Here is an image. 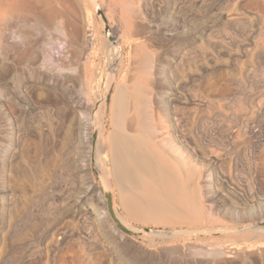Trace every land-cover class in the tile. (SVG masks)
I'll return each instance as SVG.
<instances>
[{"label": "rangeland", "instance_id": "374dc122", "mask_svg": "<svg viewBox=\"0 0 264 264\" xmlns=\"http://www.w3.org/2000/svg\"><path fill=\"white\" fill-rule=\"evenodd\" d=\"M99 1L118 43L91 0H15L0 24V264H264V0ZM129 10L137 19L130 40L116 30ZM139 48L149 60L143 69ZM108 72L105 149L117 94L135 75L171 139L187 143L204 169L201 216L156 223L128 211L108 152L98 158L86 142ZM99 173L123 222L164 231L115 230ZM216 174L240 192L227 204L214 193L228 188ZM249 191L255 209L244 212ZM221 227L237 230L165 231Z\"/></svg>", "mask_w": 264, "mask_h": 264}, {"label": "bare ground", "instance_id": "6f19581e", "mask_svg": "<svg viewBox=\"0 0 264 264\" xmlns=\"http://www.w3.org/2000/svg\"><path fill=\"white\" fill-rule=\"evenodd\" d=\"M44 4L48 6L50 2L45 1ZM16 5L18 7L20 4L16 2ZM12 8H15V0H0V24L9 16ZM135 14L132 10H129L128 15L123 13L118 15L120 25L116 27V30L125 35V39L130 40L132 38L131 35H128L127 29L137 20H134ZM111 46L118 53L117 47L114 44ZM140 53L142 58L139 59L138 68L143 69L149 64V60L142 49ZM133 77L135 75L130 76V83L126 85L124 83L125 86L121 85L124 87L120 88V92L117 94L118 114L114 127L110 132L107 150L105 149V138L100 124V137H98L95 148L98 151V158L101 156L99 154L102 150L108 152L116 187L121 193L128 211H131L138 218L156 223H168L170 219L181 220L192 218V216L196 219L201 216L203 191L209 187L205 179L204 169L196 162L199 160H196L197 158L193 159L189 154L186 147L187 143L184 144L181 140L171 139L169 133H171L172 128L164 126L160 111L151 107V99L148 92L145 91L146 88L142 82ZM114 78H110V85ZM164 98L168 102L172 100L169 96ZM93 122L91 114L87 115L88 135L86 136V142L90 145L92 139L91 131L88 129L92 128ZM198 158L200 157L198 156ZM211 160L214 164H218L215 159L211 158ZM216 172L221 173L220 170ZM216 175L217 183L223 185L226 183L228 188L226 191H221L219 187H216L214 193L219 191L220 200L227 204L231 196L238 195L240 192L234 185L229 183V178L225 174ZM97 194L100 200H104L101 192ZM241 194L243 195V191ZM250 197H253L250 191L245 193V201L242 206L244 212L247 209L254 208V200ZM260 199H264V197ZM214 202L212 203L215 206ZM116 211L118 216L125 220V217L117 209ZM253 213H256V211L253 210ZM115 230L119 232V228L115 227Z\"/></svg>", "mask_w": 264, "mask_h": 264}, {"label": "water", "instance_id": "95a60500", "mask_svg": "<svg viewBox=\"0 0 264 264\" xmlns=\"http://www.w3.org/2000/svg\"><path fill=\"white\" fill-rule=\"evenodd\" d=\"M93 3V6L95 8V11L98 15V17L101 19L105 34L109 41L112 43H116L117 40L115 38V35L113 34V30L111 28V24L109 22V19L105 13V10L103 9L101 2L99 0H91ZM111 77H115V75L111 72H108L105 76V79L103 81L101 91L99 94V97L97 101L95 102L92 116H93V128H92V149L95 151V146L99 137V116H100V110L101 106L106 103L109 93H110V84L109 80ZM99 178L101 180V187L105 195L106 199V207L107 211L109 213V216L111 220H113L117 227L127 233H139V234H145L150 233L153 231H159L163 232L164 230L161 228L152 229L149 226H134L130 223H125L121 220V218L118 216L115 207H114V191L109 183V178L106 175H103L101 173L98 174ZM261 223V222H259ZM132 225V226H131ZM243 227H247L243 226ZM237 230V227H221V228H215V229H183V228H174V229H167L165 230L168 233L174 234V235H185V236H204V235H220L224 233H230Z\"/></svg>", "mask_w": 264, "mask_h": 264}]
</instances>
